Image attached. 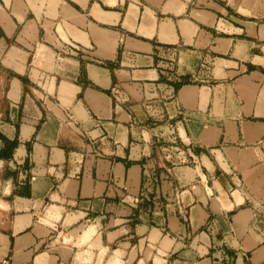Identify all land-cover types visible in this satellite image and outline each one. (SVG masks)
<instances>
[{
  "label": "crops",
  "instance_id": "crops-1",
  "mask_svg": "<svg viewBox=\"0 0 264 264\" xmlns=\"http://www.w3.org/2000/svg\"><path fill=\"white\" fill-rule=\"evenodd\" d=\"M5 260L264 264V0H0Z\"/></svg>",
  "mask_w": 264,
  "mask_h": 264
},
{
  "label": "built area",
  "instance_id": "built-area-1",
  "mask_svg": "<svg viewBox=\"0 0 264 264\" xmlns=\"http://www.w3.org/2000/svg\"><path fill=\"white\" fill-rule=\"evenodd\" d=\"M169 79H171V78H169ZM2 264H8V262L5 260L2 262Z\"/></svg>",
  "mask_w": 264,
  "mask_h": 264
},
{
  "label": "trees",
  "instance_id": "trees-1",
  "mask_svg": "<svg viewBox=\"0 0 264 264\" xmlns=\"http://www.w3.org/2000/svg\"><path fill=\"white\" fill-rule=\"evenodd\" d=\"M7 154H9V153H7Z\"/></svg>",
  "mask_w": 264,
  "mask_h": 264
}]
</instances>
